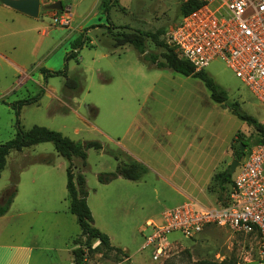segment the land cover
<instances>
[{
	"label": "rangeland",
	"instance_id": "obj_1",
	"mask_svg": "<svg viewBox=\"0 0 264 264\" xmlns=\"http://www.w3.org/2000/svg\"><path fill=\"white\" fill-rule=\"evenodd\" d=\"M60 1L74 14L71 38L54 47L50 39L40 35L52 23L51 17L44 15L48 12L40 9L36 36L15 52L19 60L28 63L25 68L32 80L22 82V73H16L14 63L0 60V143L12 139L18 128L25 131L33 125L58 131L74 141L99 142L100 149H86L84 164L73 157L72 168L85 178L94 226L129 256L128 264H256L258 237L215 225L205 226L190 238L177 231L170 233V244L157 260H152L151 247L141 246L144 235L150 233L146 220L157 219L163 210L190 199L213 206L216 199L224 197L229 184L220 190L212 182L209 192H204L196 183L204 182L201 177L207 176V171L229 166L238 149V160L246 158L253 145L254 127L232 108L236 106L264 123L261 103L220 58L212 60L203 71L226 92L223 103L212 100L199 77L152 65L129 44L111 48L109 23L118 27L114 32L158 31L159 40H166L170 28L182 17L181 0H118V4L108 0ZM163 50L147 39V53H156L161 60ZM47 66H53L56 72L67 66V76L81 77L79 89L67 93L63 73L45 75ZM40 76L43 79L36 83ZM12 86L16 89L4 95L5 89ZM33 98L32 102L16 106L21 100ZM43 157L51 159V163L39 162ZM129 159L146 167L138 180L117 177L107 184L97 181L99 172L114 171L120 162ZM220 160L223 166L215 169ZM68 163L51 142L7 155L0 176V200L6 190L4 196L10 191L11 178L17 174L18 193L12 208L30 198L40 200L49 195L38 187L35 193L27 194L30 174L37 179L48 171L53 174L51 180L62 181L60 189L55 186L59 189L55 192L57 213L43 209L16 216L12 210L7 218L0 217V246H32L29 264H74L73 238L80 229L68 211ZM183 169L190 170L192 179L181 181ZM235 174L236 171L232 180ZM101 254H93L92 258L105 264L116 260L114 251Z\"/></svg>",
	"mask_w": 264,
	"mask_h": 264
},
{
	"label": "built area",
	"instance_id": "obj_2",
	"mask_svg": "<svg viewBox=\"0 0 264 264\" xmlns=\"http://www.w3.org/2000/svg\"><path fill=\"white\" fill-rule=\"evenodd\" d=\"M192 1L201 5L170 28L166 42L196 71L216 58L223 60L264 108V0ZM71 20L68 6L51 15L52 24L60 27L70 26ZM234 171L225 201L205 206L190 199L163 210L157 219L146 220L150 233L144 235L141 247L152 248V260L165 253L170 233L190 238L205 226L215 225L258 237L256 264H264V144H253ZM83 251L81 264H105L92 258L87 249ZM129 259L124 252L111 264H128Z\"/></svg>",
	"mask_w": 264,
	"mask_h": 264
},
{
	"label": "trees",
	"instance_id": "obj_3",
	"mask_svg": "<svg viewBox=\"0 0 264 264\" xmlns=\"http://www.w3.org/2000/svg\"><path fill=\"white\" fill-rule=\"evenodd\" d=\"M111 4H118V0H108ZM201 5L197 1L182 2V16L193 11ZM105 4H103L104 9ZM123 8V7H122ZM51 11V10H47ZM108 33L111 36L110 46L112 48L122 47L127 44L132 45L141 55L143 60L150 61L152 65L157 67H167L175 72L181 73L186 76H194L202 79L210 91V97L212 100L223 103L227 99L226 92L221 89L203 70L196 71L194 67L185 59L181 58L175 49L169 45L166 40H159V32L151 31H117L114 32L118 27L114 24L107 26ZM150 39L155 45L163 47V52L160 54L161 60L156 53L146 52V41ZM73 52V51H72ZM69 56V55H68ZM68 59V58H67ZM68 61V60H67ZM65 70L61 71H49L44 69L43 74L45 75H57L63 73L65 76V89L67 93H75L80 87L81 77L79 75L75 77H69L66 74L67 66ZM71 93V94H72ZM33 99L21 100L16 105L20 107L23 103L32 102ZM232 111L242 120L254 127L253 144L261 143L264 144V123L258 121L255 117L242 113L236 106L232 108ZM41 142H51L54 146L55 151L65 157L69 163L66 168V189L67 197L69 200L68 211L75 216L76 222L79 226L80 232L73 238L74 247L72 249L73 262L74 264H81L82 255L84 254V248L87 249L88 253L92 256L95 253L101 252L104 256L108 255L109 252L114 251L116 259L123 253L120 247H116L111 244L110 238L107 234L100 231L94 226L93 216L91 210L86 202L88 190L85 184V178L82 173H74L72 168L71 160L73 157L80 158L84 164L86 159V149L95 148L100 149L101 145L97 141H74L67 136L62 135L60 132L46 128L44 126L33 125L29 129L23 131L18 128L15 136L4 142L0 143V176L7 163V155L11 151H21L22 149L32 146ZM84 144V145H83ZM240 149L235 153L236 159H239ZM116 159L118 156L112 153ZM41 163H51L49 158H40L38 160ZM146 172V167L133 159H129L128 162H120L114 171H104L97 174V181L100 184H107L117 177H123L129 180H138ZM232 173L229 172V166L224 170L218 171L214 174L212 182L220 189L224 190L226 185L230 187L224 194L222 199H216V201H225L231 190L232 186ZM18 181L17 174L11 178V188L6 196L3 194V199L0 200V216L4 215L13 200L16 193V184ZM211 182V183H212ZM98 240L99 243L94 248H91L93 242ZM101 254V255H102Z\"/></svg>",
	"mask_w": 264,
	"mask_h": 264
},
{
	"label": "crops",
	"instance_id": "obj_4",
	"mask_svg": "<svg viewBox=\"0 0 264 264\" xmlns=\"http://www.w3.org/2000/svg\"><path fill=\"white\" fill-rule=\"evenodd\" d=\"M53 1L56 0H40V4L44 5ZM96 2L97 0H95V3ZM91 8H93V6ZM47 12L48 13L46 14L44 13V15L51 17L53 11H47ZM39 15H40V11L38 13V16ZM38 16L35 18L30 17L24 13H21L15 9L7 7L0 3V60L2 62H5L7 60L12 61V63H14L15 65L14 66L15 69L17 70L16 73L17 72L22 73V77H23L22 82H27L29 80H32V78L29 75L27 69L25 68V65H27L28 63L19 60L15 55V52L17 48H21L23 46L29 45L31 43V39L34 36H36V29L39 23ZM73 21H74V14H72L71 22ZM65 30H69V32H65ZM73 31L71 26L60 27L57 25H53L52 23H49L48 30L42 31L40 35H42L44 38L50 39L51 44L54 47H56L62 42L64 43L66 40L70 39ZM70 45H73V43L71 42ZM14 59L21 63L18 64L17 62L14 61ZM47 69H49L50 71L56 70L53 66H47ZM41 79H43L42 76H40V78L36 80V83H40ZM14 87L15 86L5 89L4 95L13 92L16 89ZM45 89H47V86L45 87ZM50 93L54 95L52 91H50ZM186 153L187 152H185L184 155ZM222 163L223 161L220 160L219 164L216 166L215 169H217V167L220 166V164L222 167L223 166ZM225 168L223 167L219 171H222ZM174 172L175 171L172 172V177L176 176ZM216 172L218 171L216 170L213 171L212 169V171L211 170L207 171L206 174L207 176L201 177L204 179V182L202 184L196 183L200 191H204V192L205 190L208 191L209 184H211L212 178ZM189 174H190V170L183 169V177L181 181L184 182L186 178L192 179ZM39 176L40 178L34 179V175L30 174L29 177L30 191L27 194L28 195L33 194L35 187H38V189L42 190L43 193H49V195L46 196V198L40 200L35 198H30L26 201V203L20 205L19 207L12 208V205L18 193V190L16 189L15 196L13 197V200L11 202L8 211L0 217L7 218L6 214L8 212H11L12 210H14L16 216H23L24 214L29 213L31 211L39 212L43 209H47L49 212H53V213L58 212V208H57L58 202H56L57 199L56 193L60 189V186H62L61 179H56V181L54 182L49 178L53 176V174L49 173L48 171H44V173L39 174ZM35 180H37L38 182L35 183ZM55 186L59 187V189L57 188L56 190ZM6 192L7 190L4 193ZM88 196L89 193L86 197V202ZM32 252H33V247L28 244H23V243L2 244L0 246V264H29L32 256Z\"/></svg>",
	"mask_w": 264,
	"mask_h": 264
},
{
	"label": "water",
	"instance_id": "obj_5",
	"mask_svg": "<svg viewBox=\"0 0 264 264\" xmlns=\"http://www.w3.org/2000/svg\"><path fill=\"white\" fill-rule=\"evenodd\" d=\"M0 3L34 18L38 16L40 9L53 11L61 10L63 7L60 0H56L44 5L40 4V0H0ZM238 165L239 160L233 158L229 165V172L233 173L236 166Z\"/></svg>",
	"mask_w": 264,
	"mask_h": 264
},
{
	"label": "flooded vegetation",
	"instance_id": "obj_6",
	"mask_svg": "<svg viewBox=\"0 0 264 264\" xmlns=\"http://www.w3.org/2000/svg\"><path fill=\"white\" fill-rule=\"evenodd\" d=\"M244 149V148H243Z\"/></svg>",
	"mask_w": 264,
	"mask_h": 264
}]
</instances>
